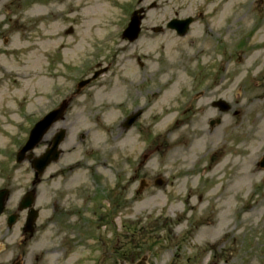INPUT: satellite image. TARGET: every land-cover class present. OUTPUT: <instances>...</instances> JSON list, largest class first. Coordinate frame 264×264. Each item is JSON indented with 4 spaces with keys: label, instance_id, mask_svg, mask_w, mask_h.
I'll use <instances>...</instances> for the list:
<instances>
[{
    "label": "rangeland",
    "instance_id": "rangeland-1",
    "mask_svg": "<svg viewBox=\"0 0 264 264\" xmlns=\"http://www.w3.org/2000/svg\"><path fill=\"white\" fill-rule=\"evenodd\" d=\"M139 7L147 9L142 29L128 43L120 34ZM175 15L194 18L183 37L165 28ZM4 36L14 59L19 46L25 56L24 80L9 59L0 264H133L142 256L146 264H264V0H0V44ZM64 60L77 79L97 64L108 70L73 96L33 149L39 155L65 129L63 152L36 180L29 161L14 156L49 99L68 92L51 77ZM217 99L229 109L213 107ZM136 109L142 114L122 129ZM32 188L33 235L22 236L26 211L7 231L6 215ZM77 206L78 215H56Z\"/></svg>",
    "mask_w": 264,
    "mask_h": 264
},
{
    "label": "water",
    "instance_id": "water-1",
    "mask_svg": "<svg viewBox=\"0 0 264 264\" xmlns=\"http://www.w3.org/2000/svg\"><path fill=\"white\" fill-rule=\"evenodd\" d=\"M139 12H141L140 9L132 13L130 21L122 33V37L126 38L129 41L135 40L138 36L139 29H140V20H141V16L138 15ZM191 20H192L191 18H187L185 20L173 19L168 23V27L175 28L177 30V33L179 35H182L186 32L187 26L189 25ZM98 74L99 72L96 73L94 77H96ZM215 105H218L221 108V110L228 109V106L221 100L215 102ZM63 106L64 105H62L59 109L50 112L49 114H47L44 118H42L39 122H37L34 125L32 130L30 131L27 142L21 148V150L17 153V161H22L25 158V153L28 150L33 149L38 144V142L41 140L45 132L49 129L51 124L61 118V115L63 112ZM139 114H140V111L128 116L124 123V127L128 128L134 122V120L137 118ZM63 136H64V131L61 130L53 137L51 141V147L46 149V151L40 157L33 159L32 166L36 170V176L37 174L41 173L51 161H54L57 159L58 154H59L57 147L60 141L63 139ZM259 165L264 168V156L259 161ZM157 184H161V182L157 181ZM6 196H7V190L6 189L1 190L0 191V213L2 212V209L4 206V200ZM33 201H34V192L33 190H31L22 198L19 204V209H23L27 207L30 208L27 219H26L25 227H24V230L28 232L33 231L34 229L33 223L37 216V211L31 208ZM15 219H16L15 214L10 215L8 217V225L11 226L14 223ZM135 264H145V263L143 262V259H142Z\"/></svg>",
    "mask_w": 264,
    "mask_h": 264
},
{
    "label": "flooded vegetation",
    "instance_id": "flooded-vegetation-1",
    "mask_svg": "<svg viewBox=\"0 0 264 264\" xmlns=\"http://www.w3.org/2000/svg\"><path fill=\"white\" fill-rule=\"evenodd\" d=\"M153 27H150L149 31L152 32ZM172 32H174L173 30H171ZM164 30L161 31V33H163ZM24 40V38L22 39V41ZM8 42L7 41H3L2 44H0V49L2 48H8ZM24 45L22 47H17V49L19 50L17 53V70L16 73L17 74H22L24 72V58L23 56L25 55V51L23 50ZM57 54H59V52H56ZM14 54H10L9 52L6 51H0V134L3 137H8V126H9V81H10V76H11V70H13L14 68L10 66L9 63V59L10 57L13 58ZM58 58L60 60H63L62 55H59ZM15 61V60H14ZM57 65H60L61 68H54L53 69V73L55 74V78L56 79H62L63 82H66L65 85V90L68 91L69 87L73 88V84H72V77H73V71H72V64L71 63H67V61L64 60V65L62 63H58ZM68 70V71H67ZM59 90V88L57 89V87L55 86L54 91L57 92ZM72 92V90L70 91ZM55 97V96H54ZM68 108V107H67ZM67 112V110H66ZM65 112V113H66ZM80 207L78 206L75 207H71L69 208L67 211H64V209H61L60 212L57 211V217L59 215H62L64 218H66L70 213H80ZM54 212L56 210H58L57 208H53ZM57 220V219H56Z\"/></svg>",
    "mask_w": 264,
    "mask_h": 264
},
{
    "label": "bare ground",
    "instance_id": "bare-ground-1",
    "mask_svg": "<svg viewBox=\"0 0 264 264\" xmlns=\"http://www.w3.org/2000/svg\"><path fill=\"white\" fill-rule=\"evenodd\" d=\"M212 228H213V226H212ZM209 230H210V229H209L208 227H204V228L201 230V232H202V233H205V232H206V233L208 234V233L210 232Z\"/></svg>",
    "mask_w": 264,
    "mask_h": 264
}]
</instances>
